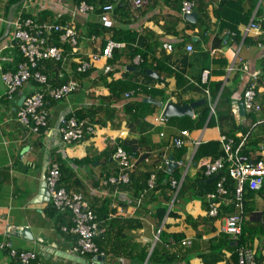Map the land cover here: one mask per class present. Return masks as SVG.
<instances>
[{"label":"crops","instance_id":"1","mask_svg":"<svg viewBox=\"0 0 264 264\" xmlns=\"http://www.w3.org/2000/svg\"><path fill=\"white\" fill-rule=\"evenodd\" d=\"M183 1L152 0L135 9L131 0H90L92 10L79 14L80 0H0V243L9 241L18 250L36 252L42 264H90L73 251L77 236L61 230L72 225V216L60 218L63 213L52 210L43 188L49 152L50 161L64 167L63 186L83 193L98 216L103 233L95 242L106 256L103 264H238L236 242L223 231L232 209L223 206L218 217L208 216L205 196L216 181L205 178L203 168L223 153L222 134L245 139L247 154L264 160V50L256 43L260 36L242 32L253 18L264 17V0H198L196 23L184 19ZM222 3H228L227 11L236 10L235 15H250L237 27L239 41L228 28H220L216 11ZM109 4L114 9L107 14L103 8ZM56 13L78 33L79 44L75 49L59 44L65 50L63 62L45 63L44 73L54 85L59 84V72L69 73L81 88L62 101H52L50 129L35 134L18 122L17 111L22 98L40 86L31 81L15 100L5 98L3 73L15 72L21 57L17 48L6 46L18 17L54 21ZM109 39L122 45L111 58L93 61L92 55ZM139 56L145 58L146 70ZM88 60L90 72L77 73ZM205 70L210 75L203 82ZM251 84H256L261 110L243 116L240 98ZM203 100L193 117H170L163 125L155 121L170 103L183 106ZM85 114L96 133L65 143L57 122L64 115ZM184 131L188 137L183 138ZM175 138L185 139L184 148L174 147ZM117 146L133 164L126 186L104 184L119 172L113 158ZM171 157L182 165L157 172ZM155 172L156 187L149 189ZM172 180L178 181L177 188ZM227 186L234 190L232 182ZM245 206L242 239L253 248L258 264H264V187L247 191ZM25 227L31 229L33 240L15 234V228ZM184 240L191 244L184 246ZM0 264L19 262L0 250Z\"/></svg>","mask_w":264,"mask_h":264},{"label":"built area","instance_id":"2","mask_svg":"<svg viewBox=\"0 0 264 264\" xmlns=\"http://www.w3.org/2000/svg\"><path fill=\"white\" fill-rule=\"evenodd\" d=\"M220 1V0H217ZM135 9H141L150 4L152 0H131ZM198 0H184L182 2L183 14H192L197 7ZM114 5H106L103 8L105 13L113 11ZM92 10L87 2L81 1L78 7L79 14H86ZM74 16V15H73ZM63 17L61 13L56 15L54 21H44L38 16L23 19L18 17L13 23L14 32L10 43L6 46L17 48L22 56L15 72H4L3 81L6 84L7 91L5 98L15 100L16 93L29 82H34L40 86L39 90L25 96L22 105L17 111L18 122L27 130L35 134H41L50 129V109L49 104L52 101H62L68 96L78 92L81 84L73 79L69 73L59 72L57 80L59 84L54 85L49 77L42 72L45 69L44 63L54 62L59 64L65 58V50L59 47V44L68 45L75 49L78 46V33L67 23L60 20ZM243 35L248 36L252 33L261 35L257 46L264 50V17L260 20L253 18L242 28ZM56 39L52 44V40ZM57 43V44H56ZM122 44L109 39L105 48H99L97 53L92 55L93 61L103 58H111L113 50ZM171 48V47H169ZM188 52H193V47L188 46ZM138 61H141L140 56ZM137 61V63H139ZM91 62L85 61L76 69L77 73L87 74L91 70ZM232 69V68H231ZM210 71L205 70L202 75L203 82L209 78ZM68 77V78H67ZM256 84H251L241 97L247 113L260 111L261 105L257 102ZM131 93H126L129 97ZM241 104V103H240ZM237 104L234 102V111H237ZM211 114H215V108L210 101ZM164 114L155 118L159 125L168 121ZM62 140L67 144H73L84 140L87 135L96 133V125L89 119H78L71 116L62 120L59 129ZM183 138L189 136L188 131L182 132ZM183 138H175L173 145L176 149H182L186 145ZM246 140H237L228 135L222 134L220 144L223 153L214 161H209L203 168L204 177L214 179L216 176L215 188L205 196L208 204L207 214L211 218L218 217L220 210L230 207L232 211L226 217V223L223 228L224 233L229 238L237 242L238 264H258L253 248L249 244L241 243L243 234V224L246 219L245 194L247 191H259L264 186V160L254 158L245 151ZM114 160L118 163L119 172L115 176H110L104 184L114 186H126L131 182L132 161L128 153L117 146L113 154ZM174 162V161H173ZM171 163V160H165L163 165L157 167L158 171H165ZM177 165H182L178 163ZM178 167V166H177ZM157 172L151 174L148 187H156ZM220 172L224 175L220 176ZM61 169L57 162L49 163L46 175L47 189L51 204L59 212H71V226L61 228L63 232L77 236V244L73 251L88 259L90 264H103L102 259L105 254L101 253L95 240L102 233L97 215L91 209L89 203L85 200L81 192L68 191L61 185ZM233 184L231 192L227 182ZM172 186L178 187V181L172 180ZM182 244L188 246L189 240H184ZM0 250H4L8 255L19 262V264H42L36 252L18 250L12 246L9 241L0 243Z\"/></svg>","mask_w":264,"mask_h":264},{"label":"water","instance_id":"3","mask_svg":"<svg viewBox=\"0 0 264 264\" xmlns=\"http://www.w3.org/2000/svg\"><path fill=\"white\" fill-rule=\"evenodd\" d=\"M197 18H198V13L196 11L193 12L192 14H187V15L185 14L184 15V19L190 23H196ZM12 20H13V16L11 15V20H10L11 23H12ZM148 74L150 76H153L154 78H158L157 74L154 71L149 70ZM24 100H25V97L22 98L19 106L22 105ZM148 101H150L152 103L155 102L154 100H148ZM204 103H205L204 100L203 101H197V102H194L191 104H185L183 106H177L175 104L170 103L166 106L165 111H164V115H166L168 118H170V117H182V116L193 117L194 116V110ZM240 110H241L242 115L244 116L246 114V111H245L243 102H241V104H240ZM63 119H65V115L62 116L60 118V120L57 122V125H56L57 131H59L60 126H61V122ZM170 160H171V163L168 166V172H171L172 170L177 168V164L175 162H173V157H171ZM49 163H50V153L47 152L46 161L44 163V169H43V179H44L43 180V188L44 189H47L46 172H47ZM216 178H217V176L214 179H212V181L216 180ZM47 192H48V189H47ZM47 194L49 196V192ZM49 198H50V196H49ZM15 229H16L15 230L16 235L22 236L24 239L33 240V235H32V231L30 228L25 227V228H15ZM100 259H102V258H100Z\"/></svg>","mask_w":264,"mask_h":264},{"label":"trees","instance_id":"4","mask_svg":"<svg viewBox=\"0 0 264 264\" xmlns=\"http://www.w3.org/2000/svg\"><path fill=\"white\" fill-rule=\"evenodd\" d=\"M80 1H82V0H80ZM87 2H90V0H86ZM222 1V0H221ZM221 3V2H220ZM228 5V3L225 5V7ZM239 5V4H238ZM224 7V4L222 3L220 6H219V9L216 11V17H217V19H218V21L220 22V28H222V29H225V28H228L229 30H230V32H233V33H235V35H236V39H237V41H239V37H240V32L238 31V29H237V27H238V25H240L242 22H248V20H249V18H250V15H248V14H246V13H243V14H240V13H238L237 15H235L236 14V10L235 11H231V12H229V11H227V9ZM237 7V6H236ZM239 8H240V5L238 6ZM239 10H241V9H239ZM238 10V11H239ZM58 13H56V15H57ZM56 15L53 17V19H55L56 18ZM232 16V17H230V19L229 18H227V17H229V16ZM30 17H32V16H26V17H22L23 19H25V18H30ZM234 18V19H233ZM229 19V20H228ZM49 20H52V19H49ZM226 20H228V21H226ZM61 21V20H60ZM232 25H234V26H232ZM56 39L54 38L53 40H52V44H55V41ZM57 44V43H56ZM217 44V43H216ZM141 57V56H140ZM22 60V56L20 57V61ZM19 61V62H20ZM45 64V63H44ZM46 64H47V62H46ZM140 65L142 66V69L144 70H146V68H147V65L145 64V58L143 59V60H141V62H140ZM46 69V68H45ZM44 69V70H45ZM159 67L158 68H156V70H158L159 71ZM44 70H42V72H44ZM57 79V78H56ZM80 117V118H79ZM78 117V119H80V120H82V119H90L89 118V116L87 115V114H85V115H81V116H79ZM236 140H237V142H239L238 141V139L236 138ZM85 160H87V159H84V160H81V161H77L76 162V164H79V163H81V162H83V161H85ZM60 169H61V185L63 186V183H62V180H63V175L65 174V171H64V167L63 166H60ZM214 190V189H213ZM84 198H85V200L89 203V205H90V207H91V204H90V202L86 199V197H85V195H84ZM91 209L94 211V209L91 207ZM52 210L54 211V212H58L59 213V211H57V209L56 208H54L53 207V205H52ZM163 210V212H165V210L164 209H162ZM61 213H63L62 215H61V217L60 218H62V219H66V217L67 216H71V212H69V211H66V212H61ZM94 213L96 214V212L94 211ZM98 217V216H97ZM99 220V219H98ZM242 238H243V236H242ZM76 240H77V238H76ZM243 240V242H244V239H242ZM96 241V240H95ZM101 250V249H100ZM237 258H238V255H237ZM239 260V259H238Z\"/></svg>","mask_w":264,"mask_h":264},{"label":"clouds","instance_id":"5","mask_svg":"<svg viewBox=\"0 0 264 264\" xmlns=\"http://www.w3.org/2000/svg\"><path fill=\"white\" fill-rule=\"evenodd\" d=\"M195 10H196V9H195ZM194 12H195V11H194ZM250 35H251V34H250ZM248 36H249V35H248ZM248 36H246V37H248ZM258 36H260V37H259V40H260V39H261V35H258ZM259 40H258V41H259ZM258 41H257L256 43H258ZM258 49H259V48H258ZM48 167H49V166H48ZM166 169H167V168H166ZM263 187H264V186H263ZM262 189H263V188H262ZM262 189H261V190H262ZM261 190H259V191H261ZM253 192H257V191H253ZM243 225H244V224H243ZM242 236H243V234H242ZM241 243L244 244V242H243V240H242V237H241ZM236 245H237V242H236ZM237 246H238V245H237Z\"/></svg>","mask_w":264,"mask_h":264}]
</instances>
